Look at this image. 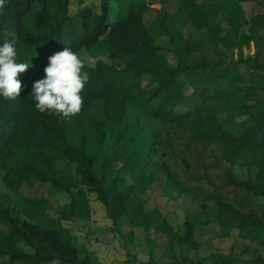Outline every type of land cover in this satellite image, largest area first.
<instances>
[{"label":"rangeland","instance_id":"374dc122","mask_svg":"<svg viewBox=\"0 0 264 264\" xmlns=\"http://www.w3.org/2000/svg\"><path fill=\"white\" fill-rule=\"evenodd\" d=\"M127 1H109L108 23L125 16ZM150 1L154 2L145 22L152 20L155 9L162 6L173 14L175 28L181 33L175 41L159 35L154 43L167 52L170 66L181 61L184 67H190L179 73L185 79L184 107L191 106L200 93L210 91L206 80L214 86H227L237 72L246 76L252 72L258 81L250 82L254 86L251 88L245 87L248 83L243 80L238 81L243 89L228 85L233 92L228 97V109L244 120L248 117L244 106L252 104V99L264 104V0L222 3L215 15L219 27L216 33L194 28L186 14L177 9L179 0ZM99 3L71 0L70 12L83 5L99 12ZM236 4L241 7L240 14L230 11ZM103 37L77 53L86 64L102 61L122 66V61L110 57V47ZM243 57L250 58L239 60ZM147 82L152 81L143 78L142 83ZM102 105V99H96L89 108L94 120H105ZM145 111L130 103L121 121H106L102 144L98 139L85 138L87 152L95 157V174H101L102 159L114 164L106 184L116 176L114 190L121 194L118 220L107 217L105 206L94 191L80 183L77 174L72 190L80 187L86 191L88 216L68 211V191L33 176L12 188L3 180V170L0 209L8 207L11 214L24 217L25 198L40 200L47 213L38 227L64 226L70 230L77 261L55 259L46 264H79L85 257L92 264H264V190L260 191L264 181L258 178L262 168L255 154L246 153L235 161L225 159L219 141L203 142L191 136L185 126L162 122ZM84 127L91 131L93 123L88 121ZM67 131L70 140L78 144L82 136L75 130ZM144 215L149 220L141 224ZM28 219L30 225L35 222L34 216ZM0 229L11 231L7 225H0ZM17 244L32 252L23 241Z\"/></svg>","mask_w":264,"mask_h":264},{"label":"trees","instance_id":"16d2710c","mask_svg":"<svg viewBox=\"0 0 264 264\" xmlns=\"http://www.w3.org/2000/svg\"><path fill=\"white\" fill-rule=\"evenodd\" d=\"M109 1L100 0L99 12L83 5L71 13V0H5L6 6L0 8V45L12 40L15 34L18 62L29 66L18 76L22 82L21 95L15 100L0 96V170L4 171L5 183L17 188L31 176L49 182L71 194L68 210L71 214L88 216L86 191L80 187L72 190L73 177L77 174L80 183L94 191L105 206L107 217L118 220L120 203L117 200L121 194L114 190L116 176L106 184L114 164L108 158L102 159L101 174H95L92 169L95 157L87 152L85 138L98 139L102 144L106 121H121L130 103L162 122L185 126L191 136L203 142L219 141L225 159L235 161L246 153L255 154V161L262 168L258 178L264 181V104L252 99V104L244 106V113L248 115L244 120L228 109V97L233 92L227 86L243 89L238 82L243 80L248 83L245 87L251 88L254 86L250 82L258 81V76L237 72L227 86H214V82L206 80L210 91L200 93L191 106L184 107L185 79L179 73H185L190 67H184L181 61L170 66L167 52L154 43L159 35H167L171 41L181 36L175 28L173 14L159 6L154 18L145 22V14L152 9L154 1L128 0L125 16L110 24L107 21ZM230 1L179 0L177 9L186 14L194 28L216 33L219 28L216 12L222 3ZM235 10L240 14V5L231 6L230 11ZM102 36L110 47V57L124 64L116 66L102 61L86 64L82 72L87 71L90 79L81 93L83 105L71 118L40 113L30 93L33 83L45 78L48 58L65 47L74 52L87 48ZM145 77L152 82L143 84ZM96 99L103 101L105 120H94L88 113ZM220 114L224 116L219 117ZM88 121L93 123L91 131L84 127ZM68 128L82 136L78 144L70 140ZM263 190L264 185L260 188ZM23 211L26 216L20 217L11 214L8 207L0 209V225L11 229L8 233L0 229V264L15 261L46 264L55 259L65 263L77 261L74 238L67 227H38V221L47 213L42 201L25 198ZM33 216L35 222L30 225L28 218ZM148 220L144 215L140 223ZM19 240L29 245L32 252L24 251L17 244ZM79 264L92 262L85 257Z\"/></svg>","mask_w":264,"mask_h":264},{"label":"clouds","instance_id":"9594fccd","mask_svg":"<svg viewBox=\"0 0 264 264\" xmlns=\"http://www.w3.org/2000/svg\"><path fill=\"white\" fill-rule=\"evenodd\" d=\"M6 6L0 0V8ZM16 37L0 45V96L5 100H15L21 95L22 82L20 73L28 70L27 63L18 62ZM45 67V78L32 85L31 98L35 100V108L40 113L48 112L68 119L81 111L83 97L81 95L90 76L82 69L86 61L71 48L65 47L48 58Z\"/></svg>","mask_w":264,"mask_h":264}]
</instances>
